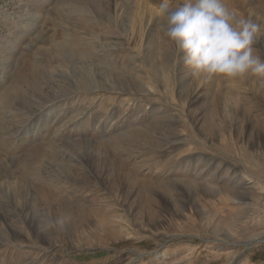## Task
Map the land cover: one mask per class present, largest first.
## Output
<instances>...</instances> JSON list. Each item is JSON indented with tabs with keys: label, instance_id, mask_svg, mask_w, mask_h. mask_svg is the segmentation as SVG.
Returning a JSON list of instances; mask_svg holds the SVG:
<instances>
[{
	"label": "rangeland",
	"instance_id": "rangeland-1",
	"mask_svg": "<svg viewBox=\"0 0 264 264\" xmlns=\"http://www.w3.org/2000/svg\"><path fill=\"white\" fill-rule=\"evenodd\" d=\"M158 3L0 0V264H264V82L141 40Z\"/></svg>",
	"mask_w": 264,
	"mask_h": 264
},
{
	"label": "clouds",
	"instance_id": "clouds-1",
	"mask_svg": "<svg viewBox=\"0 0 264 264\" xmlns=\"http://www.w3.org/2000/svg\"><path fill=\"white\" fill-rule=\"evenodd\" d=\"M156 17L165 18L163 35L183 64L205 77L251 75L264 82V60L253 55L260 25L242 18L224 0H159Z\"/></svg>",
	"mask_w": 264,
	"mask_h": 264
},
{
	"label": "bare ground",
	"instance_id": "bare-ground-1",
	"mask_svg": "<svg viewBox=\"0 0 264 264\" xmlns=\"http://www.w3.org/2000/svg\"><path fill=\"white\" fill-rule=\"evenodd\" d=\"M106 2L112 7V9L113 10H115L116 11V9H115V6H114V0L113 1H110V0H106ZM109 9H110V7H109ZM110 12H112V10L110 9ZM153 13V14H152ZM151 14L153 15L152 16V18H150L147 22L144 20L143 21V19L140 21V23H141V26H143L144 27V30H145V32L143 31V34H141V40H143V41H147V43H148V35H149V32H148V30H149V25H148V23H150L151 21H153V18H155L156 16H155V14H154V12H151ZM170 49H172V48H170ZM173 51L174 52H172L174 55H177V53H178V49L176 50H174L173 49ZM171 56V55H170ZM175 58V57H174ZM171 59V58H170ZM164 60V59H163ZM174 63V62H173ZM161 69H163L162 67H161ZM90 70V69H89ZM255 83V82H254ZM92 91V90H91ZM140 107V106H139ZM164 110V109H163ZM162 110V111H163ZM78 111V110H77ZM159 111V110H158ZM167 112V111H166ZM166 112L163 114L164 115V117H166L167 118V114H166ZM105 114H108V113H105ZM159 114H161V113H159ZM212 114H213V111H210V114H208V117H207V123H210V124H212V122H213V120H212V118H213V116H212ZM165 115H167V116H165ZM82 116V112L80 113L79 111L76 113V114H74L73 116H71V117H69L68 119H67V121H65V123H63V124H61L60 125V129H58L57 130V136L59 135V134H61V133H63V131H65L66 129H68V128H70V129H78L81 125H83V119H85V118H80ZM137 117V119H138V121L140 120L139 118L140 117H138V116H136ZM136 117H134V118H136ZM80 118V120H78ZM137 127V126H136ZM132 131H133V129H131ZM131 131V132H132ZM131 132H129V133H131ZM146 138V137H145ZM53 140H52V144H53ZM145 142V141H144ZM49 146H51V145H49ZM52 147V146H51ZM186 154V153H185ZM182 156H184V155H182ZM181 157V156H180ZM199 160H201V159H199ZM193 162H195L196 163V165L199 163L198 162V160H195V161H193ZM198 166H195V168H197ZM190 168V167H189ZM242 179H244V178H242ZM231 193V192H230ZM64 202H62V203H60L61 205H64L63 204ZM44 214V213H43ZM55 218H57V220L59 221V225H61V228L60 229H62L63 227H68L70 224H71V222L73 221V214L71 213V212H69L68 210H66V208H63V209H61L58 213H57V215H53ZM45 218H46V220H49V217L47 218V216H45Z\"/></svg>",
	"mask_w": 264,
	"mask_h": 264
}]
</instances>
